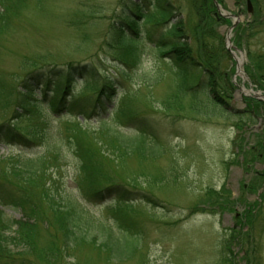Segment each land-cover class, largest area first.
Masks as SVG:
<instances>
[{"label": "rangeland", "instance_id": "1", "mask_svg": "<svg viewBox=\"0 0 264 264\" xmlns=\"http://www.w3.org/2000/svg\"><path fill=\"white\" fill-rule=\"evenodd\" d=\"M136 1L0 0V123L10 132L19 129L35 138L43 129L58 128L66 134L69 126L82 122L66 111L41 120L34 107L18 108V83L32 67L47 71L73 61L97 67L102 82L108 75L118 79L115 100L103 111L123 134L140 132V152L123 153L116 137L104 133L95 120L78 124L94 139L100 138L97 156L104 179L140 190L128 206L113 207L111 197H89L90 188L81 186L74 158L46 154L41 172L22 180L16 176L17 165L43 154L40 145L0 143V185L18 195L20 189L26 197L22 209L2 208L16 222L18 240L10 247L0 245V264H264V97H249L238 88L250 90V81L252 90L264 92V58H249L246 49L248 41L253 55L264 52V29L246 41L237 28L231 31L232 51L238 57L237 51L244 54L239 63L244 82L236 73L237 59L226 47L231 18L220 15L216 30L225 56L219 52L220 73L216 70L211 90L189 89L201 69L188 67L181 76L165 62L167 57L149 51L138 71L129 69L133 78L126 80L112 27ZM169 1L176 17L186 20L192 11L190 0ZM224 2L231 10L223 9L238 14L234 0ZM197 5L202 7L204 1ZM242 13L241 25L250 20ZM155 74L162 76L151 82ZM99 85L75 80L66 101L89 106L95 99L90 91ZM214 90L225 104L211 99ZM86 93L89 96L83 98ZM67 201L104 224L112 223V211L121 207L138 223L140 245L134 255L120 262L97 243L66 244L54 211Z\"/></svg>", "mask_w": 264, "mask_h": 264}, {"label": "trees", "instance_id": "2", "mask_svg": "<svg viewBox=\"0 0 264 264\" xmlns=\"http://www.w3.org/2000/svg\"><path fill=\"white\" fill-rule=\"evenodd\" d=\"M204 1L202 7L198 6V0H190L192 11L188 18L176 17L175 8L169 0H142L133 2L134 6L127 7L124 15L119 20V25L114 31L116 34V48L123 54L120 63L123 79L130 80L133 74L129 69L138 71L142 64V59L147 51L157 53L161 58L167 57L168 63L177 68V74L185 75L188 67L201 69L202 74L196 84L189 87L195 92L196 86H201L202 90H211L216 85L219 52H222V35L216 30L219 23L215 8L211 0ZM244 0H240V4ZM253 12L250 20L244 25L238 26L237 31L245 41L257 37L264 29V0H251ZM148 8V10H147ZM174 19L171 22V19ZM157 35H154V32ZM161 31V32H160ZM146 39V41H145ZM194 42V45L189 42ZM216 41L215 45L212 42ZM238 41H240L238 39ZM246 43V49L249 58L256 56L264 58V52L256 53L250 50ZM203 59V61H202ZM251 63H255L252 61ZM262 66V65H261ZM36 67V66H35ZM32 67L28 74L18 83V108L21 110H30L34 107L41 120L47 119L53 113L66 111L68 114L81 117L82 122L76 121L77 125L69 126L66 134L60 129L55 131H45L30 138L19 129L10 132L5 123H0V143L20 144L28 146L30 143L34 146L40 145L43 154L32 156L23 160L17 165L18 174L22 180L28 181L30 178L39 174L43 168V158L46 154H53L60 157L61 160L75 159L78 174L81 178V186L89 187L88 196L91 198L111 197V205H131L136 197L140 196V190L136 187H127L119 183H110L104 179L103 168L98 163L97 153L101 150L96 144L99 140L94 139L86 131H82L78 124L85 125L91 120L100 124L102 130L108 135H114L122 147L123 153L140 152V132L133 135L123 134L111 126L109 112L103 111V106L113 101L117 92L115 82L116 77L108 75L107 79L102 80L98 77L100 74L97 67L88 62L70 61L66 68L51 66L47 71L39 67ZM127 67V68H126ZM263 67V66H262ZM126 68V69H125ZM135 71V72H136ZM218 73H220L218 71ZM137 79L140 74L134 73ZM161 74H155L151 82H157ZM226 78V77H225ZM75 80H81L84 86L90 87L99 82V86L90 91L94 94V101L86 106L80 101L69 103L67 94ZM101 81V82H100ZM119 82V81H118ZM120 83V82H119ZM83 90V88H80ZM83 98L89 96L87 93ZM212 100L216 103L224 104L225 99L218 90H214ZM115 100V99H114ZM61 115L60 117H63ZM59 118V117H58ZM96 140V143H92ZM19 195L15 191L6 190L5 186L0 185V206H13L21 208L25 192L18 189ZM54 196L52 195L51 198ZM17 198V199H16ZM21 202V203H20ZM58 202H60L58 200ZM61 203V202H60ZM64 205L55 208V213L60 216L61 228L66 244H77L82 242H94L103 250L108 252L111 259L124 261L134 255L139 248L140 237L135 227L138 225L121 207L112 211L113 222L104 224L97 221L86 213H79L74 203L69 201ZM16 222L5 215L0 208V245L10 247L18 240L15 236L13 226ZM135 229V230H134ZM22 245H25L23 242Z\"/></svg>", "mask_w": 264, "mask_h": 264}, {"label": "flooded vegetation", "instance_id": "3", "mask_svg": "<svg viewBox=\"0 0 264 264\" xmlns=\"http://www.w3.org/2000/svg\"><path fill=\"white\" fill-rule=\"evenodd\" d=\"M246 1H247V0H244L243 2H245V3H244V4H243V3L240 4V0H234V4H235V6H237L238 8H240V6L243 7V5H244V6H245V9H246V8H247V3H246ZM222 3H223V2H222ZM223 4H224L223 7L226 6V5H228L226 2H224ZM226 7H227V6H226ZM227 8L230 9L229 7H227ZM230 10H231V9H230Z\"/></svg>", "mask_w": 264, "mask_h": 264}, {"label": "water", "instance_id": "4", "mask_svg": "<svg viewBox=\"0 0 264 264\" xmlns=\"http://www.w3.org/2000/svg\"><path fill=\"white\" fill-rule=\"evenodd\" d=\"M248 9H250V5H249V7H248ZM222 15H224V16H232V15H230L229 13H223ZM239 19V17H236L235 16V21H237ZM255 95H260V96H264V94H261L260 92H257V93H254Z\"/></svg>", "mask_w": 264, "mask_h": 264}, {"label": "bare ground", "instance_id": "5", "mask_svg": "<svg viewBox=\"0 0 264 264\" xmlns=\"http://www.w3.org/2000/svg\"><path fill=\"white\" fill-rule=\"evenodd\" d=\"M236 57H237V59H238V62L241 63V59H240V57H238L237 55H236ZM245 92H247V91H245Z\"/></svg>", "mask_w": 264, "mask_h": 264}]
</instances>
